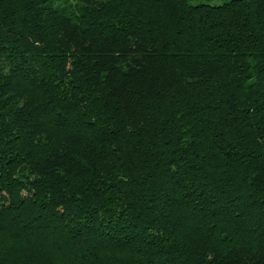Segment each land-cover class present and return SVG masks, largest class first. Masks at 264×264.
Listing matches in <instances>:
<instances>
[{
    "label": "trees",
    "instance_id": "obj_1",
    "mask_svg": "<svg viewBox=\"0 0 264 264\" xmlns=\"http://www.w3.org/2000/svg\"><path fill=\"white\" fill-rule=\"evenodd\" d=\"M0 264H264V0H0Z\"/></svg>",
    "mask_w": 264,
    "mask_h": 264
},
{
    "label": "rangeland",
    "instance_id": "obj_2",
    "mask_svg": "<svg viewBox=\"0 0 264 264\" xmlns=\"http://www.w3.org/2000/svg\"><path fill=\"white\" fill-rule=\"evenodd\" d=\"M220 2H213V3H211V4H219Z\"/></svg>",
    "mask_w": 264,
    "mask_h": 264
}]
</instances>
